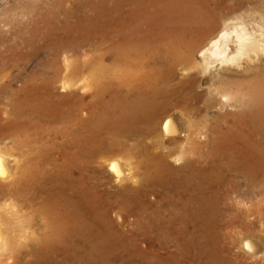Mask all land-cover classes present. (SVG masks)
Masks as SVG:
<instances>
[{
  "label": "bare ground",
  "instance_id": "1",
  "mask_svg": "<svg viewBox=\"0 0 264 264\" xmlns=\"http://www.w3.org/2000/svg\"><path fill=\"white\" fill-rule=\"evenodd\" d=\"M48 20V48L55 51L52 76L33 89V97L17 98L6 120L0 109V131L7 136L28 139L43 123L56 128L52 145L33 153V165L16 181L19 188L4 189L23 210L33 209L37 224L36 234L19 244L12 220L0 214V250L15 249L0 264H226L227 259H215L222 215L216 188L238 186L229 171L252 184L264 181V67L231 68L240 66L247 51L260 52L256 25H245L236 7L221 0H80L63 33ZM96 39L105 53L89 62L76 58L69 68L62 65L64 49L78 52ZM109 58L114 72L105 67ZM215 65L237 77L220 79L227 87L220 91H242L221 104L246 109L232 114L228 127L222 119L230 116H219L203 143L196 130L179 124V112H172L194 97L186 92L196 78H190L192 84L172 81L179 66L202 72ZM86 68L97 69L100 78L93 114L85 117V99L74 91L58 93L57 84L65 81L71 88ZM160 131L186 132L190 146L175 139L168 151H154L143 139ZM128 137L143 138L135 148ZM177 153L184 161L180 166L170 162ZM104 157L113 159L109 167L118 190H111L112 178L105 188L98 179ZM134 168L142 173L137 180ZM13 174L0 155V180ZM152 193L160 198L152 201ZM117 205L144 217L126 229L123 216L119 222L112 217ZM255 245L244 247L256 251Z\"/></svg>",
  "mask_w": 264,
  "mask_h": 264
},
{
  "label": "rangeland",
  "instance_id": "2",
  "mask_svg": "<svg viewBox=\"0 0 264 264\" xmlns=\"http://www.w3.org/2000/svg\"><path fill=\"white\" fill-rule=\"evenodd\" d=\"M221 1L224 5H234L237 13L244 17L243 23L245 25H256L258 30L257 39L259 38L261 44L259 53L253 50L247 51L248 54L242 58L240 66L232 65V70L242 72L246 67L255 64L264 67V0ZM79 3L80 0H0V109L2 110L3 120L12 115L17 104V98H26L27 100L33 97V89L39 87V85L41 86L45 78L53 74L51 64L55 58V51L48 48L50 42L47 37L50 27L48 19L52 20V24L57 26L60 33H63L70 14L78 9ZM249 31L251 30L249 29ZM97 42H100V40L85 42V45L78 52L73 48L64 49L60 55L62 65L69 68L68 64L76 58L83 62H89L101 53H105L106 50H101ZM112 61L113 59L109 58L104 64L109 71L114 72L115 66H113L114 62ZM224 69L222 66L215 65L206 71L195 72L193 69H185V67L179 66L177 77L172 81L173 84L177 85L181 80L190 81L191 77L196 78L193 88L188 89L186 92L187 95H194V97L185 103V107H177L172 112H175V110L179 112V124L183 125L185 129L192 130L191 128H193L196 130L198 139L203 143L210 140L212 136L210 129L217 126L219 116H230L222 119L223 126L228 127L234 122L232 114L246 109V107H239L235 102H229L231 104L227 105L221 104L228 99H232V96L235 97L236 94L242 93L240 89L233 91L228 89V91L219 90L227 88L225 84L219 83L220 79L235 80L237 78L231 71L228 73ZM82 75L71 83V88L67 89L66 82L61 81L57 84V89L58 93L74 91L82 96L87 104L84 109V112L86 110V114L84 113L86 117L93 114L92 103L95 101V87L100 75L95 68H86ZM190 84H192V81H190ZM164 121L165 119L162 120V123ZM55 130L56 128L52 124L43 123L39 128L36 127L30 130L32 137L28 139L26 135H21L18 139V137L13 138L0 131V155H3L14 168L13 177L8 178V180H0V214L8 221L9 219L12 220L11 224L13 223L14 226L12 225V227L15 229L13 232L14 238L17 239L16 242L19 244L27 240V236L36 234L33 231L35 229L34 225L37 223L35 224L33 209L29 207L23 210L22 203L10 198L13 197L12 195H8V197L4 195L6 193L4 189L16 186L19 188L16 181L28 166L33 165V153L43 145L47 146L45 149L52 145L51 138ZM185 133L173 135L160 131L148 134L143 141L152 145L154 151H168L174 146L175 139L179 140L182 146L189 147L190 143H188L189 140ZM142 138L128 137L127 141L130 147L132 145V147L137 148ZM178 154L170 158V162L175 166H180L184 162ZM112 160L108 157L101 159L103 163H106L103 168L104 172L101 173L98 179L104 183L105 188L110 185L108 182L112 178L113 187L110 188L115 191L119 189V184L115 182L114 173L109 167ZM133 160L136 162V158H133ZM131 165L135 166L133 163ZM132 174L137 176H133V179L137 180L142 173L134 168ZM228 174H230V178L238 182V186L227 183L222 187H217L218 189L216 188L217 193L214 200L222 215L219 219V252L216 254L215 259L217 261H220L221 258L227 259L226 264H264V181L252 184L241 174L233 171H229ZM158 194L152 193V197L149 198L155 201L158 197L160 198V194ZM119 210L120 207L117 205L112 210V217L119 222L118 215L123 216L127 221L126 229L135 228L138 219L144 217L142 212H131V214ZM244 242L256 244V251L246 249ZM144 243L146 242L141 240V245H144ZM175 248L172 246L170 250L174 251ZM13 249L0 250V262L2 259L8 258L14 252L15 249ZM5 264L14 263L8 261Z\"/></svg>",
  "mask_w": 264,
  "mask_h": 264
}]
</instances>
